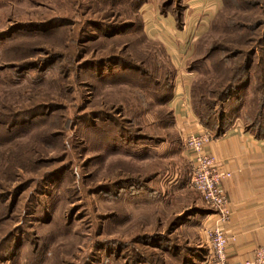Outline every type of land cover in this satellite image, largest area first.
I'll return each instance as SVG.
<instances>
[{
  "label": "rangeland",
  "instance_id": "374dc122",
  "mask_svg": "<svg viewBox=\"0 0 264 264\" xmlns=\"http://www.w3.org/2000/svg\"><path fill=\"white\" fill-rule=\"evenodd\" d=\"M135 2L0 0V264H174L160 244L209 248L160 99L189 73L211 135L223 111L263 132L264 0H225L166 45L144 23L171 17L162 0Z\"/></svg>",
  "mask_w": 264,
  "mask_h": 264
},
{
  "label": "crops",
  "instance_id": "0c3cea01",
  "mask_svg": "<svg viewBox=\"0 0 264 264\" xmlns=\"http://www.w3.org/2000/svg\"><path fill=\"white\" fill-rule=\"evenodd\" d=\"M219 3L221 0H187L183 25L178 28L179 31L174 28L171 14V17L164 16L162 21H159V16L156 17L155 24L149 26L143 16L145 31L165 45L171 41L194 40L196 26L205 24L203 14L212 16L219 8ZM148 14L149 18L155 19L154 14ZM169 56L171 59L180 57L175 53H169ZM172 63L176 66L174 61ZM191 79L189 73L182 72L176 76L173 96L169 102L174 125L182 137L199 131L201 127L188 101ZM206 152L216 159L220 172L230 174L228 179L222 181V189L231 210L230 220L224 227L225 236L229 238L226 258L230 262L251 260L254 251L264 244V139L236 124L221 135L212 136ZM199 245L203 253L200 264H212L209 248H203L201 243Z\"/></svg>",
  "mask_w": 264,
  "mask_h": 264
},
{
  "label": "built area",
  "instance_id": "2783aa9c",
  "mask_svg": "<svg viewBox=\"0 0 264 264\" xmlns=\"http://www.w3.org/2000/svg\"><path fill=\"white\" fill-rule=\"evenodd\" d=\"M211 140L210 132L201 126L199 131L187 134L182 144L188 153L189 187L201 196L210 211L204 234L212 264H264V244L254 251L251 260L230 262L226 258L229 238L225 236L224 227L230 220L231 210L222 189V181L228 179L230 174L220 172L216 159L206 152ZM262 229L264 239V226Z\"/></svg>",
  "mask_w": 264,
  "mask_h": 264
},
{
  "label": "trees",
  "instance_id": "16d2710c",
  "mask_svg": "<svg viewBox=\"0 0 264 264\" xmlns=\"http://www.w3.org/2000/svg\"><path fill=\"white\" fill-rule=\"evenodd\" d=\"M148 1L149 0H136L135 5H137L136 6L137 11L141 5L148 3ZM186 1L187 0H162V2H161V5L164 8L165 13H169L172 15V17L174 18V20L176 22V26L179 29L183 25V14H184V11L186 9V4H185ZM221 3H222V8L220 11H218L216 13V19L222 18L224 15L223 12L225 10V0H221ZM139 20H141V18ZM257 25L259 26V23ZM139 30L142 31V33H143L142 24L139 25ZM235 55H237V54H235ZM193 64L194 63H190L189 66L187 65V69L190 72L192 70H197L196 69L197 67ZM246 69H248V67H246ZM243 85H245V84H243ZM193 86L194 85H192V87L190 89V95L193 94V92L195 93ZM241 86H242V84H241ZM172 88L173 87H172V83H171L170 92L168 91L169 92L168 94H165L162 96V98L160 99L161 100L160 104H164V105L168 104L169 100H171V98H172ZM219 88H221V91L223 90V92H224L223 87H219ZM226 88L225 89L227 90V92H232L238 87L229 85ZM216 90H218V87H216ZM223 92L217 93V92H214V90L208 92V90H206V92H204L203 95H201V96L202 97L205 96V93H207L209 96H210V94H213L212 96H214V95L219 96L221 93L223 94ZM222 96H224V94ZM190 98H191L190 99V106H191L190 108H191L192 114L196 117L199 124H201L204 127H209L210 123L208 121V119H209L208 115L204 114L203 113L204 111L202 112V111H199L198 109L195 108L197 106H195L196 103H195V98L193 97V95ZM201 105L204 108V110H212L210 107V104L208 102H202ZM167 112H168L169 117L171 118V122H173L174 117H173L172 110L167 111ZM215 115L220 120V123L215 125V127L211 130L212 131L211 133L213 134L212 136H219L222 133H224L230 126H232V124L230 123V120H228V118L225 116L226 115L225 111L216 112ZM248 130L250 132H252L256 137L264 139V131L260 132L258 130H256V131H253L252 129H248ZM178 145H180V143H178ZM179 147H181V146H179ZM173 149H174V147H173ZM189 176H190V171H189ZM189 179H190V177H189ZM168 244H170V245H168ZM159 247L162 251L161 253H163L164 256L166 255L168 257V258H166V260H168V261L172 260L174 262V264H199L198 262H194L193 260L195 257H197L198 255L201 254V252H202L201 249L198 250L195 247H190V248L185 247L186 251H187V252H185L184 250H182V248H183L182 245H179L177 243L172 245L170 242L162 243L159 245Z\"/></svg>",
  "mask_w": 264,
  "mask_h": 264
}]
</instances>
